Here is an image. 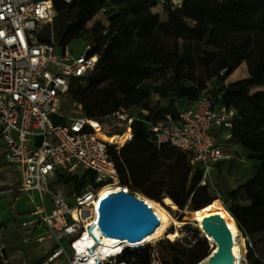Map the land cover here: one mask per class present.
Returning a JSON list of instances; mask_svg holds the SVG:
<instances>
[{"label":"trees","instance_id":"trees-1","mask_svg":"<svg viewBox=\"0 0 264 264\" xmlns=\"http://www.w3.org/2000/svg\"><path fill=\"white\" fill-rule=\"evenodd\" d=\"M51 1L56 11L53 22L56 42L63 45L86 35V45H92V52L99 54L96 68L83 83L87 86L111 84L107 95L89 108L85 107L82 115L98 120L94 109L100 108L107 115L123 109L133 117L131 140L118 150L110 149L120 183L127 185L131 193L135 188L146 197L158 200L160 197L154 196L146 184L153 179L154 167L161 166L160 157L169 156L174 162L167 170L184 168L190 181L188 190L185 191L184 182L178 195L166 192L165 196L180 210L191 206L186 209L194 214L200 227L206 214L225 212L232 216L244 236L264 233V91L250 92L252 87L264 86V0H253L257 12L254 30L239 33L233 32L232 26L239 13L240 0H182L180 6L172 5L169 0ZM159 2H162L166 21L151 12ZM105 8H110L106 24L95 21L88 27ZM241 13L249 19V8L243 7ZM202 25L208 26L205 34L201 31ZM123 27L130 30L127 45L131 49L124 47L119 34ZM242 62L247 65L248 77L226 84L230 71ZM155 77L164 80L173 98H169V89H159L157 100L152 101L150 90L142 84ZM79 83L74 79L69 92L77 102L84 103V88ZM207 88L214 102L232 107L236 112L228 141L240 145L247 157L257 163L253 168L259 174L244 184L247 205L240 204L237 189H229L226 193L231 203L227 205L221 200L226 210L220 209L217 197H212L205 186H198L201 170L189 166L185 152L167 144L158 151L149 141V123L161 121L166 115L176 118L181 109ZM165 100L167 103L163 105ZM132 108L139 109L142 115L130 114ZM168 171L171 183L173 174ZM92 178L91 171L82 170L72 177L61 175L59 181L69 186L70 191H78ZM163 180L164 177L157 178L155 183H163ZM178 219L181 220V216ZM189 220L186 214L182 215L181 221ZM190 231L192 242L185 245L167 242L161 246L162 264H197L210 255L208 239L197 229ZM137 251L139 249H123L115 258L119 260L117 264L124 263L120 261L123 256L134 257ZM246 260L247 264H264V257L256 255L249 243ZM142 262L150 264L146 257ZM0 264H4L1 259Z\"/></svg>","mask_w":264,"mask_h":264},{"label":"built area","instance_id":"built-area-1","mask_svg":"<svg viewBox=\"0 0 264 264\" xmlns=\"http://www.w3.org/2000/svg\"><path fill=\"white\" fill-rule=\"evenodd\" d=\"M169 1L174 6L182 2ZM109 10L101 12L108 17ZM55 16L51 0H0V163L18 177L16 187L0 186V198L37 192L38 201L30 199L33 209L21 226L43 227L47 236L57 240L48 261L64 252L61 242L66 240L72 252L69 264H103L115 260L122 250L105 254L100 261L93 255L96 247L90 256L79 251L85 245L88 225L96 218L100 192H131L120 183L110 154V149L118 150L119 145L102 138L108 134L106 124L82 114L67 116L60 108L72 81L85 82L96 68L99 54L92 52L90 44L82 53L74 52L68 43L59 45L53 31ZM235 114L232 107L214 102L207 88L176 118L166 115L149 123V141L158 151L167 144L185 152L189 166L201 170L198 186H205L225 157L216 131H229ZM110 117L124 123L121 134L132 133L133 117L123 109ZM82 170L91 171L93 178L78 191L67 190L63 183L50 187L57 174L72 177ZM85 212L89 214L83 217ZM4 251L0 238V259L5 264ZM149 263L162 264L156 253L151 254Z\"/></svg>","mask_w":264,"mask_h":264},{"label":"rangeland","instance_id":"rangeland-1","mask_svg":"<svg viewBox=\"0 0 264 264\" xmlns=\"http://www.w3.org/2000/svg\"><path fill=\"white\" fill-rule=\"evenodd\" d=\"M159 4L162 5V2H159ZM156 10H161V7H158V9H154V12ZM105 14L99 13L95 18L88 23V27L92 26L95 21H101L104 24H106L105 21ZM119 34L123 38L124 47L127 46L128 49H131L127 44H129V39L131 37L130 30L127 27H123L120 29ZM88 43V38L86 35L83 37L74 39L68 43V47L72 49L76 53H82L85 45ZM171 74L170 72L168 73ZM84 88L82 92V97L84 103H79L76 101L72 93H68L65 98L60 103V108L63 111V113L67 116H75L84 114L85 107H90L95 102H98L101 100L104 96L107 95L109 89H111V84L106 83L100 86H87L83 82L79 83ZM142 87L147 88L151 92V98L154 102L157 100V91L159 89L162 90H168L169 86L164 83V80L159 77H155L149 80H146ZM169 98H173V95L170 92L169 89ZM167 100L162 101V104H166ZM95 115L98 118V120L103 121L106 124V127L108 129V134L116 135H123L121 134L124 127V123H122L120 120L114 117H110V115H107L104 111H102L100 108L94 109ZM130 114L133 116L140 117L142 113L139 109L132 108L129 110ZM125 137L122 136L120 140H124ZM118 144V143H117ZM119 145V144H118ZM125 144L119 145V147L124 146ZM237 145V146H236ZM227 152V154L230 155V157L222 162L220 166V170L214 174L212 173V177L210 180L206 183L205 188L210 192L212 197H217L220 201V209H225L223 206V203L221 200H223L227 205L231 203L228 194L226 193L229 189H237V197L240 202V204H249V201L245 194L244 184L250 180L255 178L259 173L253 168L254 165L257 163L254 161H251L245 152V150L239 146L238 144H235L234 142L231 143L230 146H228L227 151H224V154ZM161 166L154 167L156 168L155 172L153 173L152 180L148 182L147 188L150 190V192L154 196H159L160 198L158 200H154L151 198L146 197L142 192L139 190L132 188V191L136 193L140 198L147 199L151 201H155L158 203L161 207H163L166 211H168L171 215V221L168 223L167 227L158 235L151 236L147 240V244L144 246L145 248L139 249V251L136 252V255L134 257L130 256H123V258L120 259V261H123V264H144L142 260L146 257L147 259L151 258V254H157L160 257V249L161 246L167 242L176 243L185 245V243L192 242L193 240L190 237L191 231L193 229H197L200 233L204 236L203 230L201 229L200 225H196V220L193 218L192 213H189L186 208H192L191 206H186L184 210H180L179 208L173 209L170 206L167 205L168 196H165L166 192H172L174 194L179 193L181 190L182 183L185 182V191L188 190L189 187V175L186 174V171L184 168L181 170L174 169L170 167L172 174H173V182H169V171L167 170L168 166H172L174 162V158H171L169 156H161L160 157ZM158 168V170H157ZM15 173H13V176ZM60 177L61 174H57L56 181L53 183H50V187H53V184H59L60 183ZM164 177L163 183H155L157 178ZM16 180V177L15 179ZM65 188L69 190V186L65 184ZM25 200H29L32 198L33 202L38 201V197L36 194L27 195L23 194ZM180 195V194H179ZM165 196V197H164ZM30 197V198H29ZM186 214L189 217V221H181L182 215ZM181 216V220L178 218ZM237 225V224H236ZM238 227V225H237ZM241 236L244 240V257L246 258V252H247V243H249L251 246L254 247L256 255L264 257V233L261 234H254L253 236H244L242 230L238 227ZM176 236V237H173ZM189 237V238H188ZM187 240V241H186ZM213 246V243L209 242V249L211 250ZM67 258H72V252L69 248H67ZM206 258V257H205ZM204 258V259H205ZM119 260H112V264H117ZM247 264V260L245 261ZM244 262V264H245ZM106 263V262H104ZM103 263V264H104Z\"/></svg>","mask_w":264,"mask_h":264},{"label":"crops","instance_id":"crops-1","mask_svg":"<svg viewBox=\"0 0 264 264\" xmlns=\"http://www.w3.org/2000/svg\"><path fill=\"white\" fill-rule=\"evenodd\" d=\"M158 7H161V10H156L154 12V9H158ZM243 7L249 8V19L241 16ZM151 12L159 15L162 21H166L167 16L163 13L161 4L158 3L155 7L151 8ZM256 13L253 0H240L239 13L234 19L232 31L236 33L253 31ZM207 30V25L201 26V31H203L204 34ZM203 37L204 35L201 36V38ZM247 77V65L245 62H242L236 69L230 71L225 83L230 84L235 81L246 79ZM259 91H264V86H255L250 89L251 93ZM216 136L223 143L224 151H227L228 146L232 143L228 141L230 137L229 131L219 129L216 131ZM120 148L121 147H119V149ZM224 156L225 157L216 164L213 170L214 174L220 170L222 162L230 157L227 152ZM13 173L10 167L2 162L0 163V186L2 188H13L18 185V177L16 174L13 176ZM15 177L16 180H14ZM23 194H36L38 197L37 192L32 191L31 194L11 193L8 196L0 198V238L4 245V252L8 264H69V259L66 256L68 248L66 240L61 242L64 252L52 261H48V257L58 246L57 240L47 236V231L43 227L21 226V223L28 218L29 213L33 209V203L29 200H25ZM47 207H50L48 201ZM39 238L41 239L39 240Z\"/></svg>","mask_w":264,"mask_h":264},{"label":"water","instance_id":"water-1","mask_svg":"<svg viewBox=\"0 0 264 264\" xmlns=\"http://www.w3.org/2000/svg\"><path fill=\"white\" fill-rule=\"evenodd\" d=\"M97 213L95 223L102 236L130 243L141 241L159 226L154 210L129 192L106 194L98 203ZM201 229L213 238L216 249L200 264H233V239L223 217L213 212L206 214ZM88 231L92 234V226Z\"/></svg>","mask_w":264,"mask_h":264},{"label":"bare ground","instance_id":"bare-ground-1","mask_svg":"<svg viewBox=\"0 0 264 264\" xmlns=\"http://www.w3.org/2000/svg\"><path fill=\"white\" fill-rule=\"evenodd\" d=\"M122 136L125 137L124 140H120L122 138ZM122 136L121 135L107 136L106 134H103L102 138L106 142H111V143L116 142L119 145H122V144L128 143L131 140L132 133H125ZM111 192L112 191H110V189H103L100 192V199L103 196H105L106 194H109ZM140 199H142V198H140ZM142 200L154 210V212L156 213V215L159 218V226L154 232H152L151 234H148L141 241L136 242V243H130L127 240L112 239V238L104 237L101 235L98 227L96 226V223H95L96 218H95V220L93 222H91L87 227V230H86L87 237H86L85 245L79 249V251L82 252L81 255L82 256L83 255L90 256L91 253H89V250L92 249L94 251V247H96L95 248L96 252L95 253L92 252V253H93L94 257H96L97 260L100 261L101 258L105 254H113V253H116L119 250H123L125 248L131 249V250L141 249L146 245L147 240L151 236H155V235L160 234L167 227L168 223L172 220L170 213L168 211H166L163 207H161L155 201H151V200H147V199H142ZM167 205L173 209L177 208L175 203L170 198H168V200H167ZM96 208L98 209L97 206H96ZM97 209H96V217L98 214ZM92 213H93V217H95V211L94 210ZM88 214L89 213L85 212L83 214V217L88 215ZM218 214H220L223 217V219L225 220L227 227H228V229L232 235V239H233V242H232L233 264H244V262L246 261V258L244 257V250H245L244 249V240H243V237L241 236L242 234L240 233V231L236 225V222L234 221L232 216H230L229 214H227L225 212H221ZM196 225L197 226L199 225L197 221H196ZM91 226L93 228L92 234L89 233V231H88L89 227H91ZM204 237H206L210 243H213L212 251H211V253H212L216 249V242L213 240V238L211 236H209L206 233H204ZM85 249H87V250H85Z\"/></svg>","mask_w":264,"mask_h":264}]
</instances>
